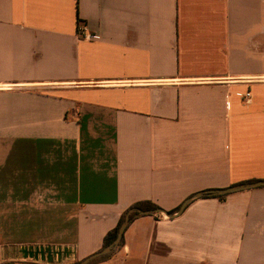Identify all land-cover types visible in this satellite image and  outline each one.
Returning a JSON list of instances; mask_svg holds the SVG:
<instances>
[{
    "label": "crops",
    "instance_id": "crops-1",
    "mask_svg": "<svg viewBox=\"0 0 264 264\" xmlns=\"http://www.w3.org/2000/svg\"><path fill=\"white\" fill-rule=\"evenodd\" d=\"M252 180L264 0H0V264L82 260L135 204ZM99 264H264V187L142 216Z\"/></svg>",
    "mask_w": 264,
    "mask_h": 264
},
{
    "label": "water",
    "instance_id": "water-1",
    "mask_svg": "<svg viewBox=\"0 0 264 264\" xmlns=\"http://www.w3.org/2000/svg\"><path fill=\"white\" fill-rule=\"evenodd\" d=\"M260 187H264V181L241 183V184L233 185L225 189L209 190V191L197 193L193 195L192 197L188 198L186 201H184L179 211H177L176 213H170L161 208H157L156 210H154V212L159 213L166 218L173 219V218L181 216L187 209L188 205L195 199L205 197L206 195H209V196L229 195V194L252 190V189H256ZM134 211L135 210H131L127 214L126 219L119 230L116 240L111 245L103 248L102 250H99L98 252L94 253L93 255L87 258L79 260L77 264H89L94 259L104 256V255H108L112 253L116 248H118V246L120 245L123 239V236L125 235V232L127 231L128 227L131 224L130 217ZM137 211L142 215L145 214L144 211H141V210H137ZM22 252L24 253L25 258L30 257L32 259H36L37 261L41 259L43 262H47L49 264H55L56 262L58 264H61L63 262V259L69 260L75 257V252L71 250L69 247L55 248L52 246H37V247L30 246V247H24L22 249Z\"/></svg>",
    "mask_w": 264,
    "mask_h": 264
},
{
    "label": "trees",
    "instance_id": "trees-1",
    "mask_svg": "<svg viewBox=\"0 0 264 264\" xmlns=\"http://www.w3.org/2000/svg\"><path fill=\"white\" fill-rule=\"evenodd\" d=\"M250 182H256V180L246 181L244 183H250ZM226 196L227 195H219V196L206 195L204 198L214 197V198H220L221 200H225ZM180 207H178L177 209L171 211L170 213H176L177 211H179ZM157 208L158 207L155 204L150 203V202H142V203H138V204H135L132 207H130L125 213H123V215L120 218V221H119L118 225L112 231H110L107 234V236L104 239V244H103L102 249L107 247V246H109V245H111L116 240V238L118 236V233H119V230H120L122 224L124 223L127 214L131 210H135L131 214V217H130L131 223H133L136 219H138V218H140L142 216L153 215L154 210H156ZM137 210L144 211L145 214L142 215ZM124 243H125V235L123 236V239H122L120 245L118 246V248H116L112 253H110L108 255H104V256L98 257V258L94 259L92 262H90L89 264H99V263L105 262L106 260L111 258L114 254H116L123 247ZM78 262H79V260L75 261V263H69V264H77Z\"/></svg>",
    "mask_w": 264,
    "mask_h": 264
},
{
    "label": "built area",
    "instance_id": "built-area-1",
    "mask_svg": "<svg viewBox=\"0 0 264 264\" xmlns=\"http://www.w3.org/2000/svg\"><path fill=\"white\" fill-rule=\"evenodd\" d=\"M78 35L80 38L83 39H91L92 37L86 25H80L78 27ZM250 81H254V80H250ZM252 98H253L252 93L250 91L245 92L243 95V101L245 103H250L252 101Z\"/></svg>",
    "mask_w": 264,
    "mask_h": 264
},
{
    "label": "rangeland",
    "instance_id": "rangeland-1",
    "mask_svg": "<svg viewBox=\"0 0 264 264\" xmlns=\"http://www.w3.org/2000/svg\"><path fill=\"white\" fill-rule=\"evenodd\" d=\"M68 261H69V262H66L65 264L75 263V261H78V259H76V260L69 259ZM61 264H63V262H62Z\"/></svg>",
    "mask_w": 264,
    "mask_h": 264
}]
</instances>
